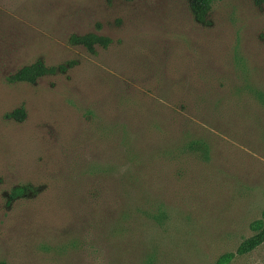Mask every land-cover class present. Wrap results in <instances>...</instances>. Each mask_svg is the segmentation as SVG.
Instances as JSON below:
<instances>
[{
	"label": "rangeland",
	"instance_id": "374dc122",
	"mask_svg": "<svg viewBox=\"0 0 264 264\" xmlns=\"http://www.w3.org/2000/svg\"><path fill=\"white\" fill-rule=\"evenodd\" d=\"M259 222L264 0H0V264H264Z\"/></svg>",
	"mask_w": 264,
	"mask_h": 264
},
{
	"label": "trees",
	"instance_id": "16d2710c",
	"mask_svg": "<svg viewBox=\"0 0 264 264\" xmlns=\"http://www.w3.org/2000/svg\"><path fill=\"white\" fill-rule=\"evenodd\" d=\"M216 0H190V10L195 21L203 23L208 15L212 3ZM260 3L262 0H257ZM70 43L75 46L83 47L88 53H93L94 46L107 47L109 40L97 37L95 35H86L82 37H72ZM66 71L65 67L58 68H46L40 63H35L31 66L20 69L14 76L8 81L9 83H27L34 84L38 79L54 75L56 73H63ZM24 113L22 110L15 111L10 115H6V119H14L16 121H22ZM21 190H16L13 196L20 195ZM255 234L245 240L237 249L238 255L248 254L264 243V225L262 223H256ZM231 256L225 255L220 259L217 264H226L230 261Z\"/></svg>",
	"mask_w": 264,
	"mask_h": 264
}]
</instances>
